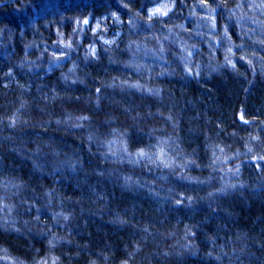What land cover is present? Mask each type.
I'll list each match as a JSON object with an SVG mask.
<instances>
[{
  "label": "trees",
  "instance_id": "trees-1",
  "mask_svg": "<svg viewBox=\"0 0 264 264\" xmlns=\"http://www.w3.org/2000/svg\"><path fill=\"white\" fill-rule=\"evenodd\" d=\"M162 1L0 0V264H264V0Z\"/></svg>",
  "mask_w": 264,
  "mask_h": 264
},
{
  "label": "rangeland",
  "instance_id": "rangeland-1",
  "mask_svg": "<svg viewBox=\"0 0 264 264\" xmlns=\"http://www.w3.org/2000/svg\"><path fill=\"white\" fill-rule=\"evenodd\" d=\"M250 3L255 8V10H253V6H250L251 7V11H253V12L257 13V14H264V3L261 2V3H256L255 4L254 1L253 2L250 1ZM163 5H167L168 6L167 8H164L163 9V11H166L167 12V15H162L160 12H154L155 9L161 8V6H163ZM172 12H173V7H172V4H171V2L169 0H164V1L160 2L159 4L153 6L152 9H151V14L152 15L158 16V17L163 18V19L168 18L172 14ZM207 38L209 40H211V37L210 36H208ZM183 51L184 50L181 51V56L183 57L182 62L184 64V66L187 67V65L190 64L191 59H190V56H188L187 58H184L185 57L184 55L187 53V51L186 52H183ZM116 145H117L116 143L115 144L113 143V144L110 145V148L112 149L111 152L117 158H120V156L127 157V153H126L125 147H123V146L118 147Z\"/></svg>",
  "mask_w": 264,
  "mask_h": 264
},
{
  "label": "snow or ice",
  "instance_id": "snow-or-ice-1",
  "mask_svg": "<svg viewBox=\"0 0 264 264\" xmlns=\"http://www.w3.org/2000/svg\"><path fill=\"white\" fill-rule=\"evenodd\" d=\"M202 2L205 3V4H207V0H202ZM127 6L128 5H125V7H127ZM167 7H168L167 5H163V6H161V8L155 9L154 12H160L162 15H167V12L166 11H163V9L164 8H167ZM86 22L87 21H85V23ZM229 51H231V49H229ZM93 54H95L94 51H93ZM229 63H232V62L229 61ZM233 67H235L234 64H233ZM97 91H99V89H97ZM140 155H145V154L143 152H141ZM259 159L264 160V156H260ZM178 203H179V201H178Z\"/></svg>",
  "mask_w": 264,
  "mask_h": 264
}]
</instances>
